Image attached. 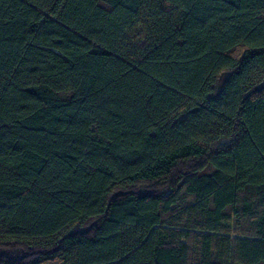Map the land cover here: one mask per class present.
I'll return each instance as SVG.
<instances>
[{
    "label": "trees",
    "instance_id": "16d2710c",
    "mask_svg": "<svg viewBox=\"0 0 264 264\" xmlns=\"http://www.w3.org/2000/svg\"><path fill=\"white\" fill-rule=\"evenodd\" d=\"M0 264H264V0H0Z\"/></svg>",
    "mask_w": 264,
    "mask_h": 264
},
{
    "label": "rangeland",
    "instance_id": "374dc122",
    "mask_svg": "<svg viewBox=\"0 0 264 264\" xmlns=\"http://www.w3.org/2000/svg\"><path fill=\"white\" fill-rule=\"evenodd\" d=\"M152 21L147 19L144 23L143 26L138 30V33L134 35V40L133 42L135 44H140V45H145L147 44L152 37L151 31L153 30L152 28Z\"/></svg>",
    "mask_w": 264,
    "mask_h": 264
}]
</instances>
